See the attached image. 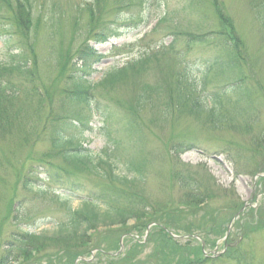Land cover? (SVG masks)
Segmentation results:
<instances>
[{
    "label": "rangeland",
    "instance_id": "1",
    "mask_svg": "<svg viewBox=\"0 0 264 264\" xmlns=\"http://www.w3.org/2000/svg\"><path fill=\"white\" fill-rule=\"evenodd\" d=\"M141 1L0 0V63L10 62L11 55L19 53L24 54L27 66L35 63L29 77L0 72V83L22 89L16 100L0 105V264L13 254L8 245L16 243L19 234L54 233L69 211L81 207V198L102 203L96 191L106 181L97 174L74 169L52 146V129L72 119L87 121L85 127L74 122L75 127L71 123L64 129V135L75 137L72 148H88L97 157L105 158L106 153L107 160L115 162L112 169L119 174L132 175L126 171L129 164L125 165L142 160L145 172L141 182H133L134 189L144 196L143 201H134L133 218L122 226L97 223V243H116L113 253L123 255L125 236L118 235L119 230L143 237L154 225L153 218L160 215L155 211L174 213L179 225L201 228L196 231L215 229L219 234L217 220L212 218L225 219L221 227L226 228L231 213L236 211L233 200L237 199L252 210L247 207L232 222L230 242L241 236L239 250L246 254V261L264 264V182L259 183L253 176L264 172V146L260 147L264 144V101L246 106L244 100H234L237 96L222 95V106L229 111L235 128L215 130L205 122V115L190 117L177 105L184 100L185 83L196 87L195 95L210 97L223 93V84L232 79L225 72L213 74L207 70L206 76L202 75L207 69L203 61L210 57L211 50L206 44L190 42L202 34L210 35L217 51L227 52L230 46L233 52L236 46L241 55L238 66L248 86L252 81L264 91V0H150L154 18L145 28L135 27L130 20V16L136 19ZM222 23L224 29L219 30ZM108 28L118 35L110 32L104 43H95L93 37L102 35L103 30L109 32ZM211 29L217 35L210 33ZM155 45L159 48L153 50H161L146 60L144 70L129 71L120 81L105 86L99 84L107 71L120 68L134 51H152ZM84 78L99 84L102 91H93L90 100H94L88 101V106L69 97L73 85L83 84ZM157 87L170 96L180 95L170 104L180 113L172 108L161 113L163 100L155 101L156 97L144 111H133L139 96ZM133 117L140 124L138 131L145 134L143 143L136 132H126L128 120ZM181 142L192 145L183 148ZM168 149L172 154H167ZM233 150L238 154L235 161L230 159ZM178 162L212 179V196L202 206L206 209L195 215L180 201L178 186L167 188L170 167L172 171ZM142 203L151 207H143ZM98 208L103 212L101 204ZM191 239L197 246L203 236L196 233ZM205 239H215L213 247L204 244L207 253L222 250V236L212 234ZM185 240L176 239V245L184 246L177 247L182 253L185 248L195 247ZM38 243L50 245L42 237ZM136 244L142 249L134 258L97 261L93 258L96 253H90L93 257L89 264H154L157 259L163 264H190L194 260L191 255L185 260L171 249L167 251L158 238ZM52 252L47 255L51 257ZM63 252L61 261L69 264L66 256L71 259L73 252ZM211 264L234 263L219 260Z\"/></svg>",
    "mask_w": 264,
    "mask_h": 264
},
{
    "label": "trees",
    "instance_id": "2",
    "mask_svg": "<svg viewBox=\"0 0 264 264\" xmlns=\"http://www.w3.org/2000/svg\"><path fill=\"white\" fill-rule=\"evenodd\" d=\"M150 9L151 3L148 2L146 3L143 15L139 16L134 21V24H146V22H148L149 20V17L151 16ZM130 17V19L132 20L133 17ZM222 29H224L223 23L221 24V29L219 30ZM211 30L212 31H210V33H215L217 35L216 30ZM110 32L117 35L115 29L111 28L109 32H107V30H103L102 35H100L99 37L95 35L93 38H95L96 41L98 40V42H103L104 37H107ZM213 34L212 36L214 37ZM192 40L196 41L197 44H206L208 46V49L211 50L210 57L206 59L208 62V69L206 70L225 72L226 74L231 75L232 79L229 80L226 84H223L225 85L223 93L217 92V94L219 95L213 94L211 95L209 100L205 96L195 95V87H193V85H185V95H183L184 100H182L180 104H177L180 108L179 110L188 112V115L194 118H200L202 115H205V122L208 123L214 130L222 127L234 129L235 127L233 124V120L229 118L230 113L227 109L224 108V106H222L223 104L220 97H222V95L232 97L233 95L238 97L234 99L237 103L244 100L246 106H249L250 104L257 105L264 101V91L259 85L252 83V81L250 83V86H248L249 84L247 83L249 81L245 79L244 74L242 73V71H240V67L238 66V61L241 59V55L238 53V49L236 46H234L233 52L231 51L230 46L227 52H223L222 50L217 51L215 49L213 43L214 41L210 39V35L207 36L202 34L199 37L197 36L194 39L192 38L190 42ZM233 41L234 39H232L231 42ZM135 57L136 58L131 59L129 62H125L123 66L118 69L112 67L109 71L106 72L104 79H102L99 84L105 86L107 84H111L115 80L120 81L129 71L133 72L136 70V72L139 73V71L144 70V64H146V60H149L150 58L146 57L145 54ZM25 62L26 58L23 53L13 54L11 55L10 62L0 63V72L7 73V75L19 74L25 77H29V75L32 74L31 66L35 63L33 62L31 66H27ZM206 70L205 72L207 73L208 71ZM235 73L237 75L234 78ZM87 75L89 76L90 74ZM84 79L85 81H83V84L79 83L78 85L75 83L73 85L72 89L70 90L69 97L72 98L74 102H82L83 104H87L86 106H88V101L94 100H90L93 91H102H100V88L98 86L99 84H94V82L91 83L87 78ZM19 90L22 89L18 86H13L12 88L7 83H0V105L16 100V98L19 97L16 96ZM225 92H230V94H224ZM162 94H165L163 98L158 97ZM175 97H180V95L173 96L171 94L170 96V93H168L166 90L161 91L160 88L157 87L155 88V91H149L147 92V94H141L137 99L135 110L133 111H135V113L138 111H144L143 109H145L146 107L148 108V106H150L149 104L151 100L154 98L155 101L163 100L162 104H164V108L163 110H161V113L169 108L175 109L180 113V111L177 109V106H170ZM186 102H189V106L187 108L185 106ZM241 107H243V105H241ZM1 111L2 108L0 106V112ZM128 121V129H126V132H136L138 134V139L141 143H143V141H145V138L143 137L145 136V134L143 131H138L140 130V124L137 119L133 117V119H130ZM74 122L80 124L83 127L87 126V121L84 122V120L79 119H72V122H69V124L65 122L64 124L62 123L61 125H56L51 131L52 146L59 152H61L62 150L63 155L60 153L62 155L61 157H63L67 161H70L74 169H77L78 171H88L90 173L97 174V176H100L102 180L106 181L105 183H103V187L101 189L98 188L96 191L97 198L102 202L100 204L102 205L103 212L99 211L98 205L100 204H96L95 200H83L81 207L78 210L69 211L68 218H65L64 221L56 225V230L54 233L49 235H40L36 233L23 232L19 234L17 242L12 243V245H8L11 248V252H13V254L5 258L2 261V264H49V262L51 261L50 259H53V264H64V261H61V256L64 253L63 251L65 249H69L71 252H73L71 253V259L66 256V260H70V262H68L69 264H71V261H74V259L80 255H88L91 250L96 251L95 258H97V261H112L115 257L131 259L134 258L135 255L140 253L142 247H140V245H137L136 243L138 242L135 241L134 238H132L134 233L132 232L130 235H128L129 232L123 231L124 229L119 230L118 234L121 236H125L123 238V249L126 250L123 255L113 254L112 249L117 247L116 243H97V241L94 239L97 228L99 227L97 226V223H120L122 226L133 218L132 205H135L134 201L138 203L140 200H144V196L141 195L140 191L134 189L136 184H133V182H141L144 179L145 172L143 170L142 160L140 162H127L125 166L129 164V167L126 171L132 175H127L128 173H115L111 165L115 162H111L109 159L107 160L106 153L103 154L105 158L101 156L97 157V155H94L93 152L88 148L81 149L83 151H78V149L72 148L73 139H75V137L66 136L63 134V132L64 129H67V125H70L71 123L72 127H75L76 125L74 124ZM165 144L167 143L165 142ZM180 144L181 146H183V148H185L189 145H192V142L185 144L181 142ZM261 146L263 147L264 144H261L260 147ZM183 148L182 150H184ZM223 148L224 147L220 148V150H222L221 152L224 153L225 149ZM170 153L172 154V151L168 149L167 154L170 155ZM237 158L238 154L233 150V155L230 159L235 161ZM248 165L250 166L251 164L248 163ZM174 167L175 168H173L172 171L170 167V171L168 172L169 185L167 186V188L170 187L171 189H175L176 186L179 187L182 193L180 201L183 205L185 204L186 208L188 209L187 211H190L192 209V215L204 211L206 208L203 209L202 206L206 204L205 202L212 196L211 191H213V189L210 183V181H212L211 177L201 174L197 169L192 171L187 165L183 163L180 164V162L175 164ZM257 171L258 170H256V172ZM256 174H258V172L253 176H255ZM258 182L263 183L264 177H259ZM233 202L235 203L234 208L238 212L240 207L243 205V202L237 201V199L233 200ZM142 205L146 208L151 207V204L147 203H142ZM167 206H170V204H167ZM249 209L252 210L251 207H249ZM155 212L160 215L153 218V221L157 222V225L151 228L146 242L148 240L149 242H152V239L158 238L162 241L166 250L169 251L171 249V252L174 255L183 256L185 260L192 257V259L194 260L190 264H211V262H218L219 260H229V262L233 261L235 262V264H249L246 261V254L240 252L239 250L241 248V246L238 244L241 241L239 239L237 241L230 242L229 238V241L227 240L229 245L227 246L224 253L217 258H211L209 256H203L202 247L199 243L197 244V246L193 245L190 242V240L192 239H189L186 242L192 244L195 247H193L192 249L185 248V253H182V251L177 247L184 248V246L176 245L178 244L176 239H173L171 236H169V234L162 227L163 225L166 228L175 231L176 233H183L185 235L198 233L203 236L204 240V236L208 237L212 234L218 235L219 237L223 236L225 227L223 228L221 227V225L223 224L222 222H225V219L220 221L218 217L212 218V221L217 220V228L220 232L218 234L217 230L215 229H211L208 232L205 229L196 231L201 228L190 224L185 226L179 225L178 220H174V213L172 212H170V215L166 211L165 214L160 213L159 211ZM234 213H231L230 217H232ZM140 226L137 227V230L140 229ZM251 233H253V231H251ZM246 234L244 235V237L246 236ZM39 237L47 240L48 244L50 245H41L40 243H38ZM214 238L216 239L217 237ZM239 238L241 239V236ZM214 240L209 241L208 239H205L204 241L208 246L213 247V244L215 242ZM49 251H53L51 257L47 255ZM187 255L191 256L187 257ZM81 264L89 263L83 262ZM154 264L163 263L160 259H157Z\"/></svg>",
    "mask_w": 264,
    "mask_h": 264
}]
</instances>
